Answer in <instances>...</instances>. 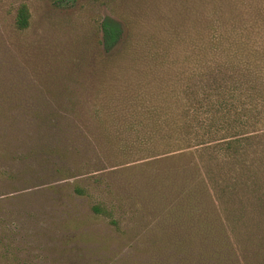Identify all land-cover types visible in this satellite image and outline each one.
Here are the masks:
<instances>
[{
    "label": "rangeland",
    "instance_id": "374dc122",
    "mask_svg": "<svg viewBox=\"0 0 264 264\" xmlns=\"http://www.w3.org/2000/svg\"><path fill=\"white\" fill-rule=\"evenodd\" d=\"M240 62L264 69V0H0V264H264V139L173 142Z\"/></svg>",
    "mask_w": 264,
    "mask_h": 264
},
{
    "label": "trees",
    "instance_id": "16d2710c",
    "mask_svg": "<svg viewBox=\"0 0 264 264\" xmlns=\"http://www.w3.org/2000/svg\"><path fill=\"white\" fill-rule=\"evenodd\" d=\"M31 17L29 6L21 4L17 13V27L21 30L29 28ZM102 30V43L107 51H112L125 38L124 27L115 19H105ZM259 71L264 73V69H257L255 73L242 62L232 71L228 67H218V73L223 77L214 78L206 91L211 109L204 110L205 93L199 92L196 100L202 106L191 104L180 120L173 140L176 147L186 146L203 152L217 149L233 154L239 152L238 149L246 142L263 140L264 87H260ZM208 122L211 124L208 125ZM77 191L79 194L85 193L82 187H77ZM94 210L117 224L112 213L103 205L94 206Z\"/></svg>",
    "mask_w": 264,
    "mask_h": 264
}]
</instances>
